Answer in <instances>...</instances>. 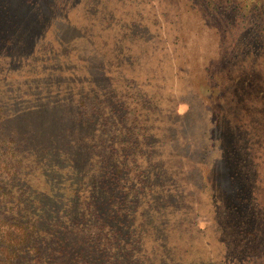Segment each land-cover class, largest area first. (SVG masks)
<instances>
[{
	"label": "rangeland",
	"instance_id": "374dc122",
	"mask_svg": "<svg viewBox=\"0 0 264 264\" xmlns=\"http://www.w3.org/2000/svg\"><path fill=\"white\" fill-rule=\"evenodd\" d=\"M211 7L0 0V230L29 232L24 264H264V215L242 226L234 206L246 183L264 201V165L241 172L249 151L226 135L264 52ZM121 160L147 194L103 188Z\"/></svg>",
	"mask_w": 264,
	"mask_h": 264
},
{
	"label": "trees",
	"instance_id": "16d2710c",
	"mask_svg": "<svg viewBox=\"0 0 264 264\" xmlns=\"http://www.w3.org/2000/svg\"><path fill=\"white\" fill-rule=\"evenodd\" d=\"M208 4L210 5V0H208ZM211 4L214 10L220 9L224 11V13H228L229 15H232L233 18L225 14L226 16L230 17L231 19H234L236 16L241 17V19H234V20H241L244 25H246V22H252V25L250 26V29L256 31L259 34V38L256 39L258 44L261 45L259 47L264 52V0H211ZM182 13H186L187 10H185L184 7H181L180 9ZM257 44V45H258ZM229 46L226 43V40L224 38V49H228ZM223 50V49H222ZM262 53V52H261ZM227 54H225L226 57ZM226 59V58H224ZM241 62L235 63L238 67H240ZM262 64V62H259ZM248 66V64L245 65V68ZM260 71V70H259ZM261 72V71H260ZM258 72V77L252 78V85H250L253 90H247L243 93H241V100L243 102L247 101H254V104L251 109L247 110V107L245 106L244 111L246 112L243 119H232L230 118L229 124H228V130L226 131V135H231V143L234 144V147L237 148L240 146L242 151H249V155L242 154L241 156L238 155L241 159V163L247 164L250 162V168L246 166V170L242 169L241 172L248 173L251 175V170L253 168V171L259 170L256 169L258 166L264 165V160L260 161L261 158L260 154H257V151L262 150L264 151V95H261L264 93V72L260 73ZM246 74L248 72H245ZM213 77V74L210 76ZM239 81H243L242 78H239ZM238 98L240 99V96L238 95ZM259 101V102H258ZM83 107L85 106L84 103ZM249 115V117L247 115ZM252 116V118H250ZM104 123H107L105 120ZM237 126V127H236ZM236 129V130H234ZM242 145V146H241ZM256 155V156H255ZM255 156V157H254ZM238 157V160H239ZM256 158V160H254ZM144 163H150L149 159H142L139 158ZM237 161V159H236ZM153 164V163H152ZM155 165V164H154ZM252 165V166H251ZM106 166V163L102 167ZM110 166L107 167V172L105 176H102L100 180H107L106 186L103 187L108 191V194L111 192L112 187L114 185V182L111 184L109 182V179L107 176L109 174L113 175L112 179H115V182H117V185L123 189L124 193H128L129 189L128 186L125 185L124 181L127 179H136L140 184L137 186H133L135 188H138V190L142 191V194H147L148 187L150 185L149 177L143 170V167L140 168L136 167L135 172L130 175L131 165L128 167L125 164V161L121 160L117 163L116 168H114L111 173L110 170L108 171ZM108 173V174H107ZM142 173H144V178L140 176ZM132 186V185H131ZM110 187V188H109ZM109 188V189H108ZM256 188V186H255ZM254 187L247 186V183L245 184L243 188V192L245 196L241 200V204L235 203V209L241 212L240 214V225L245 226V218L244 215H248L250 213L257 214L254 218H257L258 220H261L264 215V201L256 199V195L260 196V192H256ZM135 196V195H134ZM135 197H138L136 195ZM140 200V199H139ZM144 201V200H142ZM138 200L130 201L129 204H136ZM173 206L177 207L174 203ZM156 206H154L155 208ZM153 208V209H154ZM131 209H137V207L134 205ZM254 211V212H253ZM196 212V211H195ZM161 215V213H160ZM170 217L169 212L165 214V217ZM163 217V218H165ZM251 217H248L250 220ZM247 219V218H246ZM254 221V220H253ZM251 221V225L253 227L258 226H264V221ZM249 225V227L251 226ZM10 230H0L1 235V243H0V264H24L23 258L25 257L27 251L25 248V242L28 240L29 232H27L26 228L17 224H10ZM116 240L118 241L119 238L116 237ZM126 245L128 247H126ZM125 248L129 251V253L134 252L133 249L129 247V244L126 242ZM131 262V258L128 260V263ZM112 264H121L113 262Z\"/></svg>",
	"mask_w": 264,
	"mask_h": 264
}]
</instances>
